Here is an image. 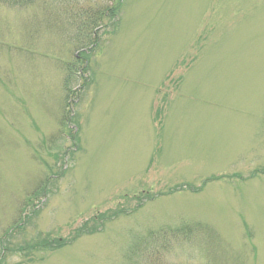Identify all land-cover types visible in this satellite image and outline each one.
<instances>
[{
    "label": "rangeland",
    "instance_id": "1",
    "mask_svg": "<svg viewBox=\"0 0 264 264\" xmlns=\"http://www.w3.org/2000/svg\"><path fill=\"white\" fill-rule=\"evenodd\" d=\"M116 1L0 0V264H264V0Z\"/></svg>",
    "mask_w": 264,
    "mask_h": 264
},
{
    "label": "trees",
    "instance_id": "2",
    "mask_svg": "<svg viewBox=\"0 0 264 264\" xmlns=\"http://www.w3.org/2000/svg\"><path fill=\"white\" fill-rule=\"evenodd\" d=\"M117 1H116V7H119V4L117 5V3H119L121 0H117ZM113 9H114V7L109 8L107 10V12L110 11V13H111V11H113ZM95 40L96 39H94L93 41L95 42ZM63 120H65V118ZM74 138H75V136H74ZM151 198H152V196H149L148 194H146L145 197H141L138 199L140 201L139 204H141L142 200H144V199L148 200ZM117 214H118L117 212L113 213L110 216H106L105 214H100L97 217H99L98 220L102 221V220H104V218H106V220H108L110 217H114ZM21 223H23V222H20V224H18V226H20ZM100 228H97V229L93 228V230H92V228H88V227L81 225L80 227H78L77 229L74 230L73 234H71V236L69 238H48V237L37 238V239H34L33 242H31L30 244L26 245V250H27V252H31V251L40 252V251H45V250H55L58 248H62L64 246L70 244L71 242L75 241L77 238L81 237L82 235L91 234L94 231H98ZM196 230H200V231L207 230L208 231L207 226L203 225L201 223H195V224L182 223V224L175 226V227H169V226L163 227L160 229L159 233L151 232L150 236H152L156 240H159L161 237L165 238L164 244L161 247V249L156 251V255L154 256L155 260L160 264L161 255L165 252H167V253L171 252V250H170V248H171L170 241L171 240H173V239L189 240L190 238L188 236L194 235V232ZM6 233L10 234V233H8V231ZM3 242H4V240H0V245H1L0 246V253H3L5 250H7V248L3 244ZM21 250H23V249H21ZM0 259H1V257H0Z\"/></svg>",
    "mask_w": 264,
    "mask_h": 264
}]
</instances>
